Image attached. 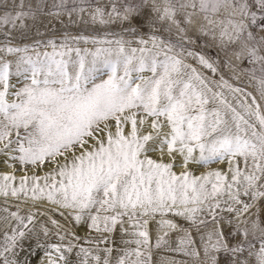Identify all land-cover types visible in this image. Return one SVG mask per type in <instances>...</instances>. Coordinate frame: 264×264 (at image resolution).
<instances>
[{
	"label": "snow or ice",
	"instance_id": "1",
	"mask_svg": "<svg viewBox=\"0 0 264 264\" xmlns=\"http://www.w3.org/2000/svg\"><path fill=\"white\" fill-rule=\"evenodd\" d=\"M0 166V264H264V0H0Z\"/></svg>",
	"mask_w": 264,
	"mask_h": 264
},
{
	"label": "rangeland",
	"instance_id": "2",
	"mask_svg": "<svg viewBox=\"0 0 264 264\" xmlns=\"http://www.w3.org/2000/svg\"><path fill=\"white\" fill-rule=\"evenodd\" d=\"M246 86H247V88H248V90L249 91H255V85H253V84H246ZM40 252H42V250H39V249H37L36 250V254H39ZM36 254H29V256H28V259H29V261H30V264H37V262H38V256L36 255ZM182 257H180V256H177L176 257V259H181Z\"/></svg>",
	"mask_w": 264,
	"mask_h": 264
},
{
	"label": "bare ground",
	"instance_id": "3",
	"mask_svg": "<svg viewBox=\"0 0 264 264\" xmlns=\"http://www.w3.org/2000/svg\"><path fill=\"white\" fill-rule=\"evenodd\" d=\"M0 171H7V169L5 167H3V166H0ZM20 174H21L20 172L16 173L17 176H19ZM36 255L38 256V262H39V259L43 255V253L40 252L39 254H36ZM38 262H37V264H38Z\"/></svg>",
	"mask_w": 264,
	"mask_h": 264
}]
</instances>
